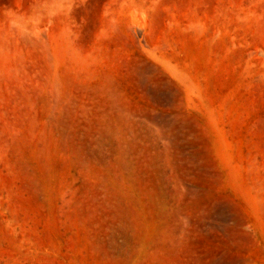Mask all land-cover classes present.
Here are the masks:
<instances>
[{
  "label": "rangeland",
  "instance_id": "374dc122",
  "mask_svg": "<svg viewBox=\"0 0 264 264\" xmlns=\"http://www.w3.org/2000/svg\"><path fill=\"white\" fill-rule=\"evenodd\" d=\"M0 264H264V0H0Z\"/></svg>",
  "mask_w": 264,
  "mask_h": 264
}]
</instances>
